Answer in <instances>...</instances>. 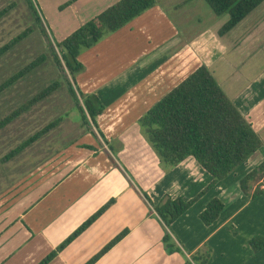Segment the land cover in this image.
Returning <instances> with one entry per match:
<instances>
[{"label":"crops","instance_id":"crops-1","mask_svg":"<svg viewBox=\"0 0 264 264\" xmlns=\"http://www.w3.org/2000/svg\"><path fill=\"white\" fill-rule=\"evenodd\" d=\"M66 1L54 0L49 11L44 8L56 41L118 0H73L60 10ZM187 2L155 0L151 8L79 53L83 68L75 82L82 93H93L102 103L98 128L86 129L45 164L48 171L42 168L35 182L0 202L1 209L10 206L14 214L8 218V209L0 215V222L5 219L0 223V264H38L53 251L45 264H85L123 230L125 235L93 264H194L190 254L206 248V264H264V246L254 252L249 244L254 236L264 239V194L251 197L256 188H264L263 175L250 181L247 193L239 184L264 160V59L259 65L258 52L249 59L241 53L247 41L264 33V0L221 36L218 29L229 16L213 13L209 24L196 27L195 14L182 8ZM236 55L241 62L235 61ZM202 64L218 84L214 70L223 66L227 74L228 68L233 83L227 92L219 86L259 135L261 146L166 228L142 192L153 203L164 195L188 200L212 176L192 156L163 170L138 120ZM255 64L246 82L238 84L243 66ZM32 188L35 193L26 200ZM212 198L224 206L217 219L205 225L199 214ZM108 202L89 226L58 248ZM165 230L181 253L165 250Z\"/></svg>","mask_w":264,"mask_h":264},{"label":"trees","instance_id":"trees-1","mask_svg":"<svg viewBox=\"0 0 264 264\" xmlns=\"http://www.w3.org/2000/svg\"><path fill=\"white\" fill-rule=\"evenodd\" d=\"M25 1L36 24L45 32V27L34 3L32 0ZM72 1L68 0L62 6L68 5ZM204 1L216 16L224 14L229 16L228 20L218 29V35L221 36L235 26L263 0ZM154 4L155 0H118L95 17L84 22L62 40L54 41L58 49V53L55 50L53 51L55 63L62 71L68 92L74 99L76 109L87 130L93 132L92 126L98 128L96 116L102 112L103 105L95 94H84L76 85L75 76L83 68L81 62L78 60L79 53L91 47L105 34L123 27ZM12 7L13 3L0 9V18ZM30 30V28L25 29L0 46V56L28 35ZM43 59L44 57L40 56L4 80L0 84V92L33 70ZM70 78L73 83L70 81ZM57 87L58 82H53L41 89L11 113L2 117L0 119V129L45 98ZM57 124L58 120L49 122L8 151L1 158V161H9L52 130ZM138 125L141 134L157 155L159 164L163 170H168L185 158L192 156L212 176L210 183L197 195L188 200H184L181 197L172 198L170 195H164L157 203H153L149 196L145 192H142L143 197L152 206L159 221L166 228H169L170 224L181 216L205 191L228 176L239 165L243 164L261 146L259 135L254 131L249 121L240 113L235 104L228 98L204 64L199 65L151 106L139 118ZM259 173L263 175L264 185V160L239 180L240 188L244 193H247L250 181ZM260 194H264V188H256L251 197ZM109 203L103 205L84 221L58 248H62L89 226L106 209ZM223 206V202L220 199L212 198L200 212V220L205 225L212 224L219 216ZM232 230L234 231V229ZM126 231L123 230L116 235L85 264H93L112 245L119 241ZM162 241L168 253L173 251L181 253V250L175 245L166 230ZM249 244L252 250L257 252L264 246V239L254 236L249 240ZM55 253V251L51 252L38 264H45ZM209 254V248L205 250L199 249L190 254V259L194 264H206ZM186 264L191 263L187 260Z\"/></svg>","mask_w":264,"mask_h":264},{"label":"rangeland","instance_id":"rangeland-1","mask_svg":"<svg viewBox=\"0 0 264 264\" xmlns=\"http://www.w3.org/2000/svg\"><path fill=\"white\" fill-rule=\"evenodd\" d=\"M32 2L40 18L46 23L45 32L36 24L25 0H0V9L13 3V7L0 18V46L25 29H31L28 35L0 56V84L40 56L44 57L42 62L33 70L0 92V119L53 82H58V87L0 129V202L14 197L26 183L30 181L35 182L37 179L36 174L39 173V170L43 168L48 171V167L45 164H48L57 154L62 153L64 149L69 147L86 130L76 109L74 99L68 92L62 71L54 60L53 51L55 50L58 53L54 41H57L51 28L47 25V19H45L46 13L44 11V8L46 11H49L48 9L53 6L54 0H32ZM63 4L59 6L60 10L66 8L67 5L62 6ZM182 8L189 9V11L195 14L196 27L202 28L206 26L207 23L209 24L211 18L213 19L214 17L212 10L204 0H189ZM47 30L54 41L49 36ZM245 45H247L246 49L241 53H243L246 59H249L254 53L258 52L261 55L258 57L260 60L259 65H261V58L264 59V33L261 34L259 39L247 41ZM233 47L231 46L229 49ZM241 59V56H235L236 62H241ZM244 66L243 68L246 72L243 69V74L240 73V76L243 75V78L238 84L246 82L257 67L256 64L249 67ZM214 71L220 83L219 85L227 92V87L233 83L231 80L233 76L229 77L228 68L226 74L223 66ZM70 81L73 83L71 78ZM54 120H58V124L52 130L9 161H1V158L8 151ZM34 193L35 188L28 190L26 193L28 196L25 197L26 200H29ZM9 207L0 208V215L8 210ZM12 211L13 209L10 208L8 218L14 216ZM3 221L5 219L1 220L0 223Z\"/></svg>","mask_w":264,"mask_h":264}]
</instances>
